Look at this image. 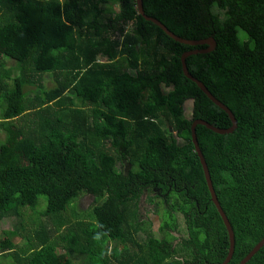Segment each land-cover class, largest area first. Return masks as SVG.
<instances>
[{"label": "trees", "instance_id": "1", "mask_svg": "<svg viewBox=\"0 0 264 264\" xmlns=\"http://www.w3.org/2000/svg\"><path fill=\"white\" fill-rule=\"evenodd\" d=\"M143 7L182 38L216 41L186 64L238 122L232 133L198 125L196 134L235 234L229 264H240L264 239V0ZM205 47L170 37L137 0H0V264L227 259L192 125L232 121L182 66L185 52ZM155 187L167 193L159 235L139 211ZM89 194L95 203L78 209ZM178 213L186 233L172 248ZM7 218L14 228L2 230ZM247 264H264V246Z\"/></svg>", "mask_w": 264, "mask_h": 264}, {"label": "water", "instance_id": "2", "mask_svg": "<svg viewBox=\"0 0 264 264\" xmlns=\"http://www.w3.org/2000/svg\"><path fill=\"white\" fill-rule=\"evenodd\" d=\"M137 7H138V10H139L140 14H142L147 20H150V21L154 22L156 25L160 26L170 37H172L176 41H178L180 43L187 44V45H191V46L207 45V47L204 48L201 51L190 50V51L185 52L182 55V66H183V72L186 75V77H188L190 80H192L195 83H197L198 87L211 99V101H213L216 105H218L219 107H221L223 110H225L228 113V115H229V117H230V119L232 121V126L230 128H228V129H222V128L216 127L215 125L210 124V123L205 122V121H202V120H197L192 125V141H193L194 146H195V151L197 152V154H198V156L200 158L201 164L203 166L204 173H205L206 180H207V184H208L209 190H210L211 195H212V200L215 203L219 213L221 214L222 219H223V221H224V223H225V225L227 227L228 233H229V239H230V243H231L230 251H229V255H228L227 259L222 263V264H229L231 259H232V257H233L234 250H235V234H234L231 222L229 221L225 211L223 210L221 204L219 203L218 197H217V195L215 193V189L213 187V182H212V179H211V174H210V171H209V167L207 165L206 159H205V157L203 155V152H202V150L200 148V145H199V141H198L197 134H196V127L198 125H204L208 129L213 130L216 133L225 134V133L234 132V130L237 128L238 122H237L233 112L227 106H225L222 102H220L218 99H216L211 94V92L207 89V87L201 81L197 80L189 72V69H188L187 64H186V59L189 56L193 55V54H197L199 52H201V53H209V52L215 50L216 42L213 39L189 40V39L182 38V37L176 35L174 32L170 31L159 20H157L155 18H152V17H148L145 14V11H144L143 0H137ZM94 201H95V196L93 194H90V195L84 197V199H83V203L84 204H81L82 210L83 211L87 210L91 206L90 202H94ZM263 246H264V239L259 244L256 245V247L253 249V251L240 264H247L250 261V259Z\"/></svg>", "mask_w": 264, "mask_h": 264}, {"label": "rangeland", "instance_id": "3", "mask_svg": "<svg viewBox=\"0 0 264 264\" xmlns=\"http://www.w3.org/2000/svg\"><path fill=\"white\" fill-rule=\"evenodd\" d=\"M8 63L13 64V65L15 64L13 62V60H8ZM47 78L48 79H51L50 76L47 77ZM192 110H193L192 103L191 102H188L185 105V109H184V112L183 113H184V115L186 117L190 118L191 117V114H192ZM4 138H5V135L4 134H0V142L3 141ZM86 196H88V195H85L84 197H86ZM84 197L81 198L77 202L78 209H81L82 210L81 204H84L83 203ZM147 197H148V201L143 202V199L141 200V213H142V217L144 216V214L147 215V216H149L151 213H153L152 209H154V208L151 206V202L152 201L150 200V197L149 196H147ZM146 202H148L149 205H147ZM94 203H95V201L94 202H90L91 206ZM46 205H47V199L45 197H41V207L43 208ZM163 206L165 207L166 205L164 204ZM148 208H150V210H148ZM162 216H163V212H162L161 208L159 209L158 212H154L153 215H150V218H152V220L154 222V224H153V231H154V234L155 235H158V230H159L160 225H161L162 220H163L162 219ZM177 217H178V226H179V231H180L178 233L180 235H184L186 233V224H185L184 218H183V216L180 213L177 214ZM14 225H15V219L14 218H7V219L3 220L2 223H1L2 230H10V229H13L14 228ZM23 242L24 241L22 240L21 243H23ZM7 264H9V263H7Z\"/></svg>", "mask_w": 264, "mask_h": 264}, {"label": "flooded vegetation", "instance_id": "4", "mask_svg": "<svg viewBox=\"0 0 264 264\" xmlns=\"http://www.w3.org/2000/svg\"><path fill=\"white\" fill-rule=\"evenodd\" d=\"M126 173H127V175H129V171H128V169H126ZM165 195H167V193L165 194L164 192H163V188H154V192H152L151 193V196H153V201L151 202V206L154 208V209H152V211H153V213H151L150 215H153L154 214V212H156V210L158 209V200L159 199H157V198H162V200L164 201V196ZM147 196H149V194H147V192L145 193V195L144 196H142V198H141V200L143 199V202H145V201H148V197ZM150 197V196H149ZM157 199V200H156ZM141 200H140V202H141ZM165 202V201H164ZM146 204L147 205H149V203L148 202H146ZM148 210H150V208H148ZM144 214V213H143ZM150 215L149 216H147V215H145L144 214V217H147V219H149L150 218ZM160 234V232H159V230H158V235ZM173 239L171 240V242H170V245L172 246V248H177L178 246H179V244H180V242H181V239L179 238V237H181L182 235H180L178 232H176V231H174L173 232ZM177 237V238H176Z\"/></svg>", "mask_w": 264, "mask_h": 264}, {"label": "clouds", "instance_id": "5", "mask_svg": "<svg viewBox=\"0 0 264 264\" xmlns=\"http://www.w3.org/2000/svg\"><path fill=\"white\" fill-rule=\"evenodd\" d=\"M207 39H213V40L215 41V39H214L212 36L209 37V38H207ZM215 42H216V41H215ZM202 46H206V47H207V45H202ZM206 47H205V48H206ZM203 49H204V48H203ZM203 49H201V50H203ZM196 50H198V49H196ZM201 50H198V51H201ZM199 53H201V52H199ZM197 54H198V53H197ZM193 55H196V54H193ZM146 192H147V191L145 190L142 196H144ZM147 194H149V192H147ZM89 195H90V194H89ZM142 196H141V198H142ZM149 196H150V194H149ZM83 197H84V196H83ZM83 197H82V198H83ZM141 198H140V200H141ZM151 198L153 199V196H151ZM157 199H159V200H158V203L161 202L163 205H164V204L166 205V202H164V201L162 200V198H157ZM157 199H156V200H157ZM153 200H154V199H153ZM161 200H162V201H161ZM90 207H91V206H90ZM90 207H89V208H90ZM139 211H140V214H141V217H142V213H141V202H140V201H139Z\"/></svg>", "mask_w": 264, "mask_h": 264}]
</instances>
